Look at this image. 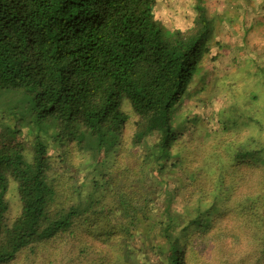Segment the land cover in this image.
<instances>
[{
  "label": "trees",
  "instance_id": "obj_1",
  "mask_svg": "<svg viewBox=\"0 0 264 264\" xmlns=\"http://www.w3.org/2000/svg\"><path fill=\"white\" fill-rule=\"evenodd\" d=\"M158 1L0 0V264H264V67L187 107L224 44Z\"/></svg>",
  "mask_w": 264,
  "mask_h": 264
},
{
  "label": "rangeland",
  "instance_id": "obj_2",
  "mask_svg": "<svg viewBox=\"0 0 264 264\" xmlns=\"http://www.w3.org/2000/svg\"><path fill=\"white\" fill-rule=\"evenodd\" d=\"M176 1L160 0L157 6L158 17L170 29L176 27L188 28L194 22L193 20L197 14L195 8L198 0H184V2L190 4L191 12L194 9L195 14H193L194 12L192 14L175 12V10H180L182 3V0ZM204 3L208 7L209 13L216 20L217 37L224 44L222 47L223 57L221 61L209 64L213 69V75L211 74L208 78V82L211 84L209 91H201L197 94L195 102H187L186 106L194 108L196 111L204 108L208 115V113L211 114L213 106H222L227 100L233 103L231 86L234 82L242 83L243 90L248 91L258 86L257 80L253 77L248 78L247 75L251 73L252 76L253 73L259 72L264 67V0H204ZM240 58L243 60L240 61ZM246 73V79H244ZM255 76L257 78V75ZM223 82L229 84L228 92L227 90L223 91L222 86H216ZM259 90L263 92L262 96L264 98V85ZM199 99L205 100L204 102L209 103V105L206 107L205 103L198 101ZM255 117L264 122V107L256 113ZM252 122L244 124V131L264 143V127ZM191 126L195 129V124ZM83 158L78 156L79 161ZM8 199L10 202V216L13 219L21 209L15 182L11 184ZM232 241L234 244L240 243L241 236L239 234L234 235ZM139 245L143 248L144 257L153 260L145 244L141 243Z\"/></svg>",
  "mask_w": 264,
  "mask_h": 264
},
{
  "label": "crops",
  "instance_id": "obj_3",
  "mask_svg": "<svg viewBox=\"0 0 264 264\" xmlns=\"http://www.w3.org/2000/svg\"><path fill=\"white\" fill-rule=\"evenodd\" d=\"M177 1H179V0H177ZM159 2H160V0L158 1V4H159ZM158 4H157V6H158ZM189 5L190 4L188 2H184V0H182L180 10H175V12L178 11V13L180 12V14H192V12H194L193 14H195L196 12L193 11L194 9H192V12L190 11L191 9L189 8ZM174 8H175V6H174Z\"/></svg>",
  "mask_w": 264,
  "mask_h": 264
}]
</instances>
